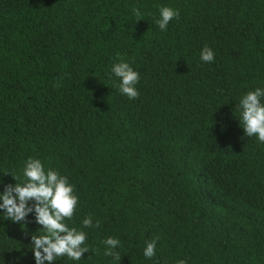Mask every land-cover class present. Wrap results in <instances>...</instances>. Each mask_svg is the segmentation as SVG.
I'll return each mask as SVG.
<instances>
[{"label":"trees","instance_id":"obj_1","mask_svg":"<svg viewBox=\"0 0 264 264\" xmlns=\"http://www.w3.org/2000/svg\"><path fill=\"white\" fill-rule=\"evenodd\" d=\"M160 6L179 13L163 32ZM119 60L139 73L136 99L110 76ZM256 87L264 0H0V181L38 158L78 195L65 223L100 222L82 229L81 261L54 264H264V143L235 109ZM38 227L0 217L5 264H34Z\"/></svg>","mask_w":264,"mask_h":264},{"label":"clouds","instance_id":"obj_2","mask_svg":"<svg viewBox=\"0 0 264 264\" xmlns=\"http://www.w3.org/2000/svg\"><path fill=\"white\" fill-rule=\"evenodd\" d=\"M135 15L140 16L139 11ZM178 15L174 8L160 6L154 25L163 32ZM199 59L204 63L213 62L212 49L207 45L202 47ZM110 76L117 78L118 92L121 95L130 100L138 97L136 85L139 73L129 63L123 60L113 63ZM235 109L239 115L238 126L242 129L243 136L255 137L258 142L264 143V88L256 87L246 91L239 97ZM4 175H9L14 183L4 184L0 181V217L13 224H21L31 216L33 222L39 226L34 234L29 235V249L34 264H54L60 257H66L72 262L81 261L82 254L89 252L85 244L86 233L82 229L98 228L100 222L96 220L94 223L93 217L86 215L80 221V229L69 227L65 223L66 219L71 220L78 205V195L68 177L55 169H45L40 159L32 157L23 162L20 175ZM102 244L105 246L104 255L119 262L120 255L115 251L120 247L119 239L109 236ZM156 244V239L145 241L142 250L145 259L155 257ZM22 256L23 253L13 258L9 264H20ZM0 264H5L3 258H0ZM176 264H185V261L177 260Z\"/></svg>","mask_w":264,"mask_h":264}]
</instances>
